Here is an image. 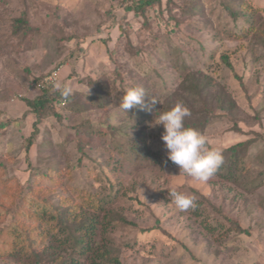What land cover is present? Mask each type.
I'll return each mask as SVG.
<instances>
[{"label":"rangeland","instance_id":"obj_1","mask_svg":"<svg viewBox=\"0 0 264 264\" xmlns=\"http://www.w3.org/2000/svg\"><path fill=\"white\" fill-rule=\"evenodd\" d=\"M128 1L0 0V120L8 119L0 126V264L29 262L14 255L22 240L28 244L24 230L37 248L47 243L36 207L61 197L78 204L88 193L112 200L114 219L133 222L114 220L108 234L121 264H264V0H162L145 18L126 11ZM244 3L248 23L224 8ZM21 14L34 29L13 35ZM115 68L122 76L111 110H66L61 121L46 113L26 148L35 118L22 98L40 92L37 80L54 72V83L76 97L91 95L87 81L111 84L105 76ZM193 75L209 81L201 94L188 87ZM133 86L145 89L144 103L160 101L149 115L119 109ZM177 102L190 110L185 126L203 132L211 147L253 140L240 181L214 174L201 183L168 161L163 126L150 125ZM51 168L57 181H33ZM172 188L194 196L197 208L176 210Z\"/></svg>","mask_w":264,"mask_h":264},{"label":"trees","instance_id":"obj_2","mask_svg":"<svg viewBox=\"0 0 264 264\" xmlns=\"http://www.w3.org/2000/svg\"><path fill=\"white\" fill-rule=\"evenodd\" d=\"M161 3L162 0H130L123 7L126 11L132 12L135 16L138 15L145 18L147 10L155 6L160 7ZM224 8L235 21H245L248 23L249 19L252 20V14L246 12L247 9H251V6L245 5V3L241 8H232L229 5H224ZM183 13L186 14V11ZM33 29L34 27L30 25L25 14L16 16L12 20L11 32L13 35L26 34ZM114 54L113 50H111L109 52V57L113 62H117V57ZM222 60L225 65L232 68L226 55H222ZM118 68H115L111 72L112 74L109 73L105 76L106 81H110L111 84L98 81V78L89 79L87 85L92 86L94 91L91 95L80 93L76 97L75 93L72 92L70 96L63 97L55 90L54 84H52L44 88H38L40 92L33 98L23 97L22 101L27 106L28 113L35 118L32 124L33 131L25 139L26 148L28 149L33 143V139L38 133V123L47 115L46 113L54 116L56 121H61V113H64L66 110L83 112L89 111V107L93 110L96 109L102 112L111 110V96L114 94V98H116L118 93L116 83L117 77L119 78L122 76L117 70ZM187 69L188 66L183 65L182 70L185 71ZM186 72L185 75L188 74ZM47 74H49V72ZM188 80L190 82L188 84L189 89L198 94H201L203 89L209 85V81H202L201 78L196 75L189 77ZM81 96H84L86 104L83 102L81 103V99H79ZM145 105L147 106L145 109H140L142 115H149L152 113L149 107H155L156 104H146L145 102ZM168 105L169 104H167V106ZM221 108H224V106L222 105ZM154 112L158 113V110H154ZM4 119L5 120H0V126L7 123L6 121H8V119ZM11 121L16 122L17 118ZM252 142L253 140L250 139L238 141L223 148L220 151L222 155V164L215 175L219 176L224 181H240L241 176L248 171L244 163H246L245 156ZM77 149L84 155L81 138L77 140ZM52 169L53 168L49 169V171H43L38 175L34 174L33 181H37L38 176H49ZM48 180L51 182L57 181L56 177L51 175L48 177ZM44 203L45 204H42V206L36 207L35 219L40 220V226L42 231L45 232L47 243L42 248H37L36 245L31 243V230L27 232L24 230L26 233L25 239L28 240V244L25 245L23 243L25 240H22L20 244L21 247L14 254L17 256L18 260L22 257L29 260V262L22 264H121L117 249L113 247L108 238V234L113 230L112 223L114 220L131 225H133V222L126 220L121 214H117L116 219L113 218L111 215L112 208H108L112 200H104L98 193H88L86 195V200H80L78 204H66L64 203V197L58 198L56 203L49 201ZM76 206H78V210L75 209ZM205 225L208 228L214 227L208 224V222ZM16 231H18V234L23 239V230L19 228Z\"/></svg>","mask_w":264,"mask_h":264},{"label":"clouds","instance_id":"obj_3","mask_svg":"<svg viewBox=\"0 0 264 264\" xmlns=\"http://www.w3.org/2000/svg\"><path fill=\"white\" fill-rule=\"evenodd\" d=\"M54 88L63 97L72 94V88L60 81L54 83ZM146 91L143 87L133 86L125 90L119 103V109L128 113L130 109L139 107L145 109ZM160 102L152 97L151 103ZM190 110L177 102L170 109L155 116L150 126L162 125L164 131L161 139L167 149V159L180 168L188 177L201 183L207 182L222 164L219 149L211 147L207 136L192 127L185 126V118L190 116ZM171 203L179 212H186L196 207L195 197L175 188L168 189Z\"/></svg>","mask_w":264,"mask_h":264},{"label":"built area","instance_id":"obj_4","mask_svg":"<svg viewBox=\"0 0 264 264\" xmlns=\"http://www.w3.org/2000/svg\"><path fill=\"white\" fill-rule=\"evenodd\" d=\"M56 79V75L54 72H51L50 74H47L43 78L36 81L35 86L37 88H44L46 86L54 84V81Z\"/></svg>","mask_w":264,"mask_h":264}]
</instances>
